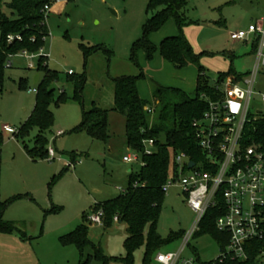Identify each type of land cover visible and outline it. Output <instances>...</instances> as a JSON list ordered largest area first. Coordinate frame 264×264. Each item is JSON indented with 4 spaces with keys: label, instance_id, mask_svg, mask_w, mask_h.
Listing matches in <instances>:
<instances>
[{
    "label": "rangeland",
    "instance_id": "374dc122",
    "mask_svg": "<svg viewBox=\"0 0 264 264\" xmlns=\"http://www.w3.org/2000/svg\"><path fill=\"white\" fill-rule=\"evenodd\" d=\"M49 1L52 7L45 20L49 32L42 47L48 53V67L58 73V80L51 85L55 100L64 92L66 101H52L49 106L53 125L45 135L54 158L31 157L27 149L33 147L37 129L22 139L4 131L3 126L18 128L31 114L36 94L29 90L37 87L32 80L35 69L27 68V60L20 57L12 59L13 67L5 66L0 83V199L22 195L8 205L3 219L15 222L26 238L18 232L0 233V264H79V249L73 244L63 245L60 237L81 224L88 226V239L104 256H124L126 224L114 217V223L104 228L102 220L96 223L90 219L96 214L95 205L118 196L128 186L130 171L139 168L123 161L129 152L126 121L114 110L113 80L141 75L137 92L149 105L156 106L149 121L157 123L160 106L153 98L156 87L179 88L192 96L198 66L210 83L230 68L243 79L248 77L256 58L252 43L231 40L230 33L264 20V0H188L187 23L179 28L170 18L151 33L149 41L155 49L148 57L143 49L133 52L131 47L141 37L150 15L146 13L149 0ZM9 2L4 0L1 8L13 18L15 15L6 7ZM176 35L182 36L198 55V65L188 63L177 68L163 58L160 43ZM228 51L233 52L232 60ZM32 63L36 66L38 58ZM69 74L84 79L81 103L72 99L74 84L67 80ZM263 95L264 68L256 75L250 98L248 113L254 119H264ZM93 107L108 112L106 141L92 139L85 131L71 132L82 120V108L89 111ZM159 139H164L163 133ZM85 215L89 221L83 219ZM194 219L184 195L172 187L163 197L157 232L165 240L171 233H186ZM182 240L165 243L159 252H176ZM83 254H92L89 244ZM219 254L217 242L205 233L194 235L182 252L185 258L198 256L202 263L214 261ZM142 257L143 247L134 253L133 264H141Z\"/></svg>",
    "mask_w": 264,
    "mask_h": 264
},
{
    "label": "trees",
    "instance_id": "16d2710c",
    "mask_svg": "<svg viewBox=\"0 0 264 264\" xmlns=\"http://www.w3.org/2000/svg\"><path fill=\"white\" fill-rule=\"evenodd\" d=\"M188 0H149L146 13L150 14L142 26V35L133 42L131 50L134 52L143 49L148 57H151L155 46L149 41L151 33L159 30L170 18H174L181 28L187 23L185 7ZM4 0H0V83L3 77L6 60L9 54H16L21 50L36 52L42 47L44 37L48 35L46 18L42 9L45 4H52L49 0H10L6 7L15 15L9 18L2 11ZM8 34H19L20 40L7 43ZM256 50V42L252 43ZM160 52L163 58L177 68L188 63L198 65V55L192 52L188 42L182 36L166 37L160 43ZM88 51H86L87 53ZM233 52H227L228 57L233 58ZM88 54V53H87ZM44 58H40L36 71L40 75L37 83L36 99L34 108L26 121L17 128L13 134L20 138L27 137L35 128L37 135L34 138L33 147L25 148L31 157L44 158L48 156L46 131L53 125V113L49 106L52 101L56 104L65 102L64 92H60L57 100L54 97L52 83L58 80V73L48 67ZM139 76H122L114 81V110L125 116L126 142L129 149L139 152L141 165L136 171H130L128 186L118 196L97 203L93 213L100 211L104 228L112 225V218L117 222L125 223L127 226V237L123 241L125 255L122 257H106L101 249L88 239V226L81 224L73 231L60 237L63 245H75L80 251L79 264H90L95 261L99 264H108L111 261L122 264H133L134 253L143 247L141 264H151L155 254L159 252L165 243L182 238L184 232L171 233L169 238L162 239L157 232V223L161 212V206L165 193L162 186L173 174V157L175 153L185 152L191 159L197 161L202 153L197 147L195 132L192 122L202 117L207 110V102L201 95H207L211 100L217 99L222 93L223 82L230 78L233 82L243 80V75L238 74L233 68L227 72H221L217 78L210 83L209 77L198 66V77L194 95L190 96L179 88H165L158 86L153 92L155 103L160 106L158 110V122L150 123L149 114L144 110L148 102L142 99L137 92ZM67 80L74 84V96L72 99L81 103V91L84 79L72 74ZM157 111V109L155 110ZM107 110L93 107L89 111L82 108V120L71 132L85 131L92 139L106 141L107 134ZM164 139L160 140V134ZM153 139L154 148L151 153L143 152V140ZM1 141V133H0ZM242 144L245 146L264 145V119H254L245 125L242 136ZM22 197L15 195L7 200L0 199V233L18 232L23 238L25 233L20 227L11 221L3 219L8 205ZM218 213L210 209L201 222L198 233L209 234L218 244L224 246L227 236L219 232L214 225ZM89 216H83L89 221ZM195 234V235H196ZM90 245L92 254L86 257L83 254L84 246ZM247 261H225L222 264H264V256H260L264 250V239L256 240L248 245ZM198 260V256L196 257ZM207 264V263H204ZM218 264V263H217Z\"/></svg>",
    "mask_w": 264,
    "mask_h": 264
},
{
    "label": "built area",
    "instance_id": "2783aa9c",
    "mask_svg": "<svg viewBox=\"0 0 264 264\" xmlns=\"http://www.w3.org/2000/svg\"><path fill=\"white\" fill-rule=\"evenodd\" d=\"M51 7L52 4L44 5L42 11L45 17ZM20 39L19 34L7 35V43ZM230 39L256 42L253 70L240 82L227 78L223 82L221 95L215 100L201 95L207 102V110L201 118L192 122V127L202 156L195 161L185 152L175 153L173 174L162 186L165 194L172 187L178 188L187 206L195 213V219L184 233L180 248L176 252H157L153 264H204L197 258L183 257L182 252L199 231L206 213L213 208L218 213L214 221L215 228L227 236V241L224 246H219V256L207 264H222L227 260L247 261L248 245L264 239V145L242 144L244 127L250 121L248 110L255 78L259 70L264 68V20L230 33ZM16 57L26 59L27 68L36 69L37 65H33L32 60L45 59L48 53L43 47L36 52L24 49L9 54L6 67H12V59ZM29 91L36 93L37 89ZM262 100L264 102V95ZM144 110L150 115L155 113L156 106L148 104ZM4 129L12 134L17 131V128L8 125H4ZM142 143L146 154L155 147L153 139H145ZM128 151L123 161L141 165L139 152L129 148ZM49 156H55L52 148L48 150ZM190 162L194 163L191 167ZM101 215L98 211L90 215V219L101 223ZM114 220L117 221V218ZM260 256H264V250Z\"/></svg>",
    "mask_w": 264,
    "mask_h": 264
},
{
    "label": "water",
    "instance_id": "95a60500",
    "mask_svg": "<svg viewBox=\"0 0 264 264\" xmlns=\"http://www.w3.org/2000/svg\"><path fill=\"white\" fill-rule=\"evenodd\" d=\"M38 80H39V73H35L34 76H33V82H34V84H37L38 83ZM193 165H194L193 162H190L189 163V167H191Z\"/></svg>",
    "mask_w": 264,
    "mask_h": 264
},
{
    "label": "crops",
    "instance_id": "0c3cea01",
    "mask_svg": "<svg viewBox=\"0 0 264 264\" xmlns=\"http://www.w3.org/2000/svg\"><path fill=\"white\" fill-rule=\"evenodd\" d=\"M228 52H231V51H228ZM12 67H13V65H12ZM34 71H35V73H38L36 70H34ZM35 73H34V74H35ZM34 74H33V76H34ZM33 76H32V80H33ZM245 78H246V77H245ZM39 79H40V74H39ZM29 92H30V91H29ZM155 104H157V102H156ZM3 130L6 131V132L9 133V134H12L11 132H8L7 130H5V129H4V126H3ZM12 135H13V134H12Z\"/></svg>",
    "mask_w": 264,
    "mask_h": 264
}]
</instances>
